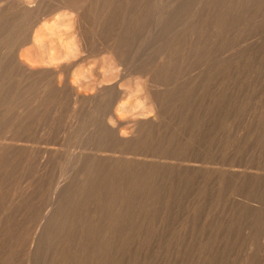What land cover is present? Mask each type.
<instances>
[{
    "label": "rangeland",
    "instance_id": "374dc122",
    "mask_svg": "<svg viewBox=\"0 0 264 264\" xmlns=\"http://www.w3.org/2000/svg\"><path fill=\"white\" fill-rule=\"evenodd\" d=\"M23 2L0 0V264H264V0Z\"/></svg>",
    "mask_w": 264,
    "mask_h": 264
},
{
    "label": "bare ground",
    "instance_id": "6f19581e",
    "mask_svg": "<svg viewBox=\"0 0 264 264\" xmlns=\"http://www.w3.org/2000/svg\"><path fill=\"white\" fill-rule=\"evenodd\" d=\"M5 1H6V2H12L13 4H15V5L17 6V8L25 7L26 4H27V3L25 4V3L23 2V0H22V1H20V0H19V1H18V0H5ZM61 1H62V0H61ZM66 1H67V0H66ZM83 1H84V0H83ZM48 2H49V1H48ZM70 4H71V3H70ZM73 7H74V6H73ZM68 8H69V7H68ZM1 9H2V8H1ZM13 10H14V9H13ZM23 10H24V8H23ZM25 10H26V9H25ZM59 10H60V9H59ZM48 11H49V10H48ZM24 12H26V11H24ZM49 12H50V11H49ZM74 14L76 15V13H74ZM146 14H147V13H146ZM57 18H58V17H57ZM63 18H64V17H63ZM80 18H81V16H80ZM1 19H2V18H1ZM71 19H72V18H71ZM74 19L76 20V18H74ZM54 20H55V19H54ZM58 20H59V19H58ZM58 20H56V21H58ZM72 20H73V19H72ZM59 21H61V23H62V19H60ZM139 21H140V20H139ZM30 22H31V21H30ZM63 22H64V19H63ZM70 22H71V21H70ZM54 23H55V22H54ZM57 23H58V22H57ZM76 23H77V22H76ZM43 24H44V23H43ZM52 24H53V23H52ZM66 24H69V22L66 23ZM57 25H58V24H57ZM94 25H95V24H94ZM52 26H53V25H52ZM54 26H55V25H54ZM54 26H53V27H54ZM59 26H60V25H59ZM59 26H58V27H59ZM71 26H72V25H71ZM21 27H22V26H21ZM26 27H27V26H26ZM43 28H44V27H43ZM46 28H47V27H46ZM56 28H57V27H56ZM40 29H41V28H40ZM40 29H39V30H40ZM51 29H52V28H51ZM68 29H69V28H68ZM42 30H43V29H42ZM48 30H49V29H48ZM52 30H53V29H52ZM58 30H59V29H58ZM60 30H61V29H60ZM64 30H65V29H64ZM70 30H71V29H70ZM49 31H50V30H49ZM55 31H56V30H55ZM66 31H67V30H66ZM94 31H95V30H94ZM3 32H4V31H3ZM44 32H45V31H44ZM40 33L42 34V32H40ZM55 33H57V32H55ZM68 33H69V32H68ZM38 34H39V33H38ZM52 34H53V33H52ZM60 34H61V33H60ZM60 34H59V35H60ZM74 35H75V34H74ZM37 36H38V35H36V37H37ZM51 36H52V35H51ZM13 37H14V36H13ZM36 37H35V38H36ZM46 37H47V36H46ZM33 38H34V37H33ZM33 38H32V39H33ZM37 38H38V37H37ZM37 38H36V41H35V42H39V41H37V40H38ZM39 38H40V35H39ZM43 38H44V37H43ZM48 38H50V37H48ZM77 38H79V37H77ZM41 39H42V38H41ZM64 39H65V38H64ZM81 39H82V37H81ZM48 40H49V39H48ZM75 40H77V39L75 38ZM75 40H74V41H75ZM18 41H19V40H18ZM32 41H33V40H32ZM42 41H43V40H42ZM42 41H41V42H42ZM49 41H50V40H49ZM61 41H63V40H61ZM78 41H79V40H78ZM81 41H83V40H81ZM67 42H68V41H67ZM69 42H70V41H69ZM45 43H46V42H45ZM45 43H43V44H45ZM53 43H54V42H53ZM59 43H61V42H59ZM63 43H64V42H63ZM81 43H82V42H81ZM41 44H42V43H41ZM43 44H42V48H43ZM51 44H52V43H51ZM55 44H56V43H55ZM69 44H70V43H69ZM74 44H75V42H74ZM35 45H37V44L35 43ZM38 45H39V44H38ZM49 45H50V44H49ZM49 45H48V43H47V46H49ZM65 46H67V45H65ZM70 46H72V45H70ZM74 46H75V45H74ZM29 47H30V46H29ZM40 47H41V46H40ZM49 47H51V46H49ZM49 47H48V48H47V47H46V48L44 47V48H45L44 50H47V51H45V53H46V52L48 53V54L46 53V54H47L46 57L48 58V61L53 62L54 60H55V61L58 60V58H59V56H60V51H61V50H60L59 52H57V53H59V56H58L57 54H54L53 49H52V48H49ZM57 47H58V46H57ZM68 47H69V46H68ZM80 47H81V46H80ZM30 48H31V47H30ZM30 48H28V50H29ZM32 48H34V46H33ZM37 48H38V47H36V50H38ZM42 48H41V50L43 51ZM72 48H73V47H72ZM81 48H82V47H81ZM34 49H35V48H34ZM34 49H32V50H34ZM68 49H69V48H68ZM77 49H78V48H77ZM24 50H25V49H24ZM30 50H31V49H30ZM30 50H29V53H31ZM41 50L39 49V51H41ZM56 50H57V49H56ZM56 50H55V51H56ZM74 50H76V49H69V50H67V51H65V49H64V50H63L64 53L61 52L62 55H63V56H60V57H61V60H62V58H64V57H65L66 60H68V58L72 57L74 54H78V53H75ZM175 50H176V49H175ZM21 51H22V50H21ZM39 51H37V52L39 53ZM76 51H77V50H76ZM2 52H3V51H2ZM25 52H26V51H25ZM33 52H34V51H32V53H33ZM43 52H44V51H43ZM98 52H99V51H98ZM176 52H177V50H176ZM20 53H21V52H20ZM32 53H31V54H32ZM40 54H41V52H40ZM80 54H81V53L78 54V55H79L78 57H80ZM20 55H21V54H20ZM26 55H27V54H26ZM34 55L36 56L37 53L34 54ZM34 55H33V56H34ZM44 55H45V54H44ZM55 55H57L58 58H57ZM116 55H117V54H116ZM126 55H127V54H126ZM22 56H23V55H21V57H22ZM83 56H84V55H83ZM29 57H30V56H29ZM40 57H42V56H39V58H40ZM46 57H44V58L47 59ZM108 57H109V56H108ZM108 57H107V58H108ZM39 58H38V59H39ZM123 58H124V57H123ZM36 59H37V58H36ZM42 59H43V58H42ZM70 59L72 60L73 58H70ZM70 59H69V60H70ZM33 60H34V59H33ZM25 61H26V60H25ZM40 61H41V60H40ZM43 61H44V60H43ZM48 61H47V62H48ZM107 61H108V60H107ZM6 62H7V61H6ZM9 62H10V61H9ZM50 62H49V63H50ZM113 62H114V60H113ZM163 62H164V61H163ZM35 63H36V62H35ZM110 63H111V62H110ZM46 64H47V63H46ZM58 64H59V63H58ZM149 64H150V63H149ZM50 65H51V64H50ZM109 65H110V64H108V66H109ZM112 65H113V64H112ZM42 66H43V65H42ZM64 66H65V65H64ZM145 66H146V65H145ZM148 66H149V65H148ZM29 67H30V66H29ZM37 67H38V66H37ZM40 67H41V66H40ZM110 67H112V66H110ZM42 68H43V67H42ZM67 68H68V67H67ZM34 69H35V67H34ZM109 69H110V68H109ZM113 69H114V68H113ZM63 71H64V70H63ZM109 72H110V71H109ZM84 73H85V72H84ZM136 73H138V72H136ZM85 74H86V73H85ZM104 75H105V74H104ZM109 75H110V74H109ZM86 76H87V75H86ZM68 77H69V76H68ZM68 77H67V78H68ZM80 77H81V76H80ZM106 77H107V76H106ZM62 80H63V79H62ZM82 81H83V80H82ZM44 83H45V82H44ZM76 83H77V82H76ZM90 83H91V82H90ZM51 84H52V83H51ZM79 84H80V83H79ZM76 85H77V84H76ZM85 85H86V84H85ZM49 86H50V85H49ZM72 86H73V85H72ZM38 87H39V86H38ZM94 87H95V86H94ZM5 88H6V87H5ZM31 88H32V87H31ZM87 88H88V87H87ZM87 88H86V89H87ZM32 90H33V89H32ZM45 90H46V89H45ZM56 90H57V89H56ZM94 90H95V89H94ZM8 91H9V90H8ZM36 91H37V90H36ZM81 91H82V90H81ZM25 92H26V91H25ZM34 92H35V91H34ZM56 92H57V91H56ZM150 92H151V91H150ZM28 93H29V92H28ZM58 93H59V92H58ZM80 93H81V92H80ZM84 93H85V92H84ZM87 93H88V92H87ZM11 95H12V94H11ZM86 95H87V94H86ZM82 96H83V95H82ZM149 96H150V95H149ZM145 97H146V96H145ZM144 100H145V99H144ZM149 100H150V99H149ZM11 101H12V100H11ZM145 101H146V100H145ZM147 101H148V100H147ZM13 102H14V101H13ZM33 103H34V102H33ZM15 104H16V103H15ZM150 104H151V103H150ZM137 105H138V104H137ZM133 106H134V105H133ZM148 106H149V105H148ZM148 106H147V107H148ZM137 107H138V106H137ZM149 107H152V106H149ZM132 109H133V108H132ZM143 109H145V108H143ZM126 110H127V109H126ZM138 110H139V109H138ZM29 111H30V110H29ZM141 111H142V110H141ZM147 111H148V110H147ZM149 111H150V109H149ZM134 112H135V111H134ZM140 113H141V112H140ZM142 113H143V111H142ZM142 113H141V114H142ZM13 114H14V113H13ZM141 114H140V116H142ZM144 114H145V112H144ZM127 115H128V114H127ZM135 117H136V116H135ZM143 117H144V116H143ZM34 118H35V117H34ZM150 118H151V117H150ZM150 121H151V120H150ZM141 122H142V121H141ZM113 126H114V124H113ZM142 134H143V133H142ZM127 137H128V136H127ZM190 165H191V164H190ZM252 179H253V178H252ZM249 189H250V188H249ZM254 195H255V194H254ZM257 196H258V195H257ZM252 199H253V198H252ZM238 205H239V204H238ZM258 205H259V204H258ZM259 210H260V209H259ZM251 212H252V211H251ZM243 213H244V212H243ZM246 224H247V223H246ZM253 226H254V225H253ZM259 227H260V226H259ZM254 229H255V228H254ZM260 229H261V228H260ZM233 232H234V231H233ZM257 241H258V240H257ZM260 242H261V241H260ZM221 243H222V242H221ZM213 245H214V244H213ZM180 247H181V246H180ZM258 247H259V246H258ZM214 251H215V250H214ZM193 252H194V251H193ZM181 253H182V252H181ZM214 253H215V252H214ZM196 254H197V253H196ZM222 254H223V253H222ZM221 256H222V255H221ZM167 257H168V256H167ZM219 258H220V257H219ZM222 258H223V257H222ZM184 259H185V258H184ZM206 259H207V258H206ZM225 260H226V259H225ZM235 262H236V261H235ZM237 263H238V262H237ZM244 263H245V262H244Z\"/></svg>",
    "mask_w": 264,
    "mask_h": 264
}]
</instances>
